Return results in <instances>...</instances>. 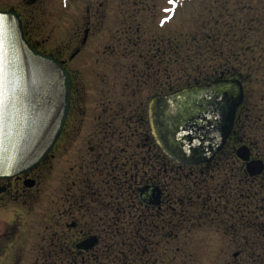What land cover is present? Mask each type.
Returning a JSON list of instances; mask_svg holds the SVG:
<instances>
[{
    "label": "rangeland",
    "instance_id": "374dc122",
    "mask_svg": "<svg viewBox=\"0 0 264 264\" xmlns=\"http://www.w3.org/2000/svg\"><path fill=\"white\" fill-rule=\"evenodd\" d=\"M96 1L104 4L103 29L92 41V51L79 56V62L74 64V69L79 71L80 96L86 106V118L99 111V105L107 103L113 108L115 127H125L121 118L124 112L127 119L134 118L128 126L133 129L137 127L139 111L155 94L191 82L213 79L223 73L237 74L245 82L247 102L253 106L252 112L262 118L258 139L264 157V0H176L175 4L170 0H39L31 21L35 37L41 40L50 38L56 47L69 37L67 33L73 22L86 16L84 5ZM162 20L167 23L161 25ZM65 21L71 28L64 29L66 24L61 26ZM233 149L218 156L210 168L183 167L177 171L176 164L168 165L172 162L164 165L161 185L166 190V203L164 215L159 218L160 223H164L160 224L161 231L170 230L172 206L176 207L174 223L178 233L175 238L148 234L154 242V251L148 255L150 264H258V258L264 256V236L261 237L264 234V214L253 213L264 206V192L261 193L264 177L241 183L237 173L239 163ZM57 177L56 173L55 187ZM192 186L202 195L207 192L213 193V197L221 193L226 196L223 199L225 207H220L222 202H215V207L224 210L223 214L217 208V215L212 213L209 217H201V205L197 199L193 200L194 203L186 201L178 205L175 200L187 195ZM238 186H241L243 196L238 194ZM54 191L51 192L53 199ZM58 197L56 194L55 199ZM49 198L50 195L41 191L39 202L33 206L35 213L46 209L44 203ZM115 199V208L123 207L120 199ZM54 207L59 208L58 202ZM125 207L128 209L124 215L114 216L111 241L114 242L115 264H122L117 257L119 251L128 253L131 247L132 253L138 255L136 243L144 224L139 206L129 201ZM238 207L242 208L239 210L242 215L236 212ZM182 212L186 213L184 220H180ZM146 213L149 229L153 230L158 221L153 211ZM102 214L100 211L99 218ZM59 219L60 223L53 224L49 234L54 231L63 234L62 224L70 219L78 220L86 232L97 231L93 224L87 223L90 216L85 211L74 218ZM242 219L248 224L244 226ZM234 220L238 222L233 227ZM237 235L247 242L241 240L243 245L238 246L234 240ZM104 236L101 245L86 259L78 258L77 263L61 262L65 255L62 247L58 248L61 250L59 255L47 260L46 249L35 236L25 259L22 261L21 257L19 264H41L40 260H44V264H108L111 257H108L106 244L110 239L107 240L106 234ZM134 257L139 264L138 256Z\"/></svg>",
    "mask_w": 264,
    "mask_h": 264
},
{
    "label": "flooded vegetation",
    "instance_id": "af4514ba",
    "mask_svg": "<svg viewBox=\"0 0 264 264\" xmlns=\"http://www.w3.org/2000/svg\"><path fill=\"white\" fill-rule=\"evenodd\" d=\"M38 2L39 0H0V10L15 11L22 21L25 38L32 48L54 55L69 71L72 80L70 105L61 134L45 161L32 170L12 178L0 179V264H19L21 260L23 261L29 251L30 242L35 236L39 244L45 247L47 260L50 256L59 255L60 247H62V253H65L61 262L77 263L78 258L86 259L105 240L104 234L107 240L110 239L106 244L109 251L114 246V242L111 241L114 237V216L124 215L128 209L125 205L129 204V201H132L134 206H139L141 210V221L144 224L140 233L143 243L153 246V239L148 234L154 236L161 234L163 238L168 236L175 238L178 233L174 223L176 207L170 208V230L161 231L163 224L159 221V218L164 215L166 203V190L161 185V176L164 165L172 161L164 158L161 149L154 141L148 123V105L139 111V118L136 119L137 127L133 129L128 126L134 118L127 119L124 112L121 113V118L124 119L125 127L116 128L113 108L107 103L99 105L97 107L99 111L90 113L91 118H86V106L83 105V97L80 96L79 71L74 69V64L79 62V56L82 57L83 54L92 51L90 45L97 37L98 31L103 29L104 4L101 1L85 4L86 16L78 17L76 22H73L71 31L67 33L69 37L54 47L50 38L41 40L35 37L31 21ZM68 24L65 21L61 26L65 25L64 29L71 28ZM241 80L244 85V101L237 109L233 133L218 156L234 148L233 152L239 163L237 173L240 182L243 183L248 180L257 181L264 177V157L261 154L258 139V133L261 130L259 122L262 118H258L255 112H252L253 106L251 107L247 102L245 82L243 78ZM215 160L197 167L210 168ZM173 163L168 165L172 166ZM177 167V171H180L185 166L177 165ZM56 173L58 174L57 187L53 185ZM148 185L157 186L162 190L163 196L159 206H148L138 200V190ZM239 188L241 189V186L236 188L237 192L243 196V191ZM53 189H55L54 199L51 197ZM198 190L192 186L187 195L183 194L175 202L182 205L186 201L191 203L197 199L201 205L199 208L201 217H209L208 215L212 213L217 215L219 210L223 214L224 210L220 207L226 206V202L223 201L226 196H222L221 193L220 197H213V193L207 192L202 195ZM41 191L50 195V198L44 203L46 209L41 213H35L33 206L36 201L39 202L38 195ZM261 191V193L264 192V186L261 187ZM56 194L59 196L57 199H55ZM195 194L197 197H194ZM115 198L120 199L119 202H122L123 207L115 208ZM257 198L258 196L255 197L256 200ZM57 202L59 208L54 207ZM215 202L222 203L220 207H215ZM240 209L242 208L238 207L236 212L242 215ZM259 209L253 210L254 215L258 212L264 214V206ZM83 211L90 216L87 223L93 224L97 231L86 232L81 228L78 220L70 219L62 224L63 234H57L55 231L49 234L50 228L54 227L53 224L60 223V217L61 219L62 217L74 218ZM100 211L104 214L99 218ZM147 211H153V216L158 221L153 230L149 229L151 226L148 223ZM183 215L186 213L182 212ZM237 222L238 220H234L233 227L237 226ZM262 227L264 230V224ZM91 236L98 238V243L92 250L83 252L74 249L73 245L76 242ZM262 236L264 234H261ZM235 238H237L234 240L238 246L243 245L241 240H245L239 239V235ZM258 259L264 261V257ZM40 262L45 263L44 260Z\"/></svg>",
    "mask_w": 264,
    "mask_h": 264
},
{
    "label": "water",
    "instance_id": "95a60500",
    "mask_svg": "<svg viewBox=\"0 0 264 264\" xmlns=\"http://www.w3.org/2000/svg\"><path fill=\"white\" fill-rule=\"evenodd\" d=\"M11 34L4 41L5 103L16 97L15 108H6L0 131V179L32 170L45 161L65 125L71 97L69 71L52 54L40 52L25 38L15 11L0 10ZM245 97L240 79L221 77L171 93L153 96L148 103L151 134L163 154L180 166L211 163L233 133L237 109ZM163 192L148 185L137 198L159 206ZM96 236L76 242V250L89 252Z\"/></svg>",
    "mask_w": 264,
    "mask_h": 264
},
{
    "label": "trees",
    "instance_id": "16d2710c",
    "mask_svg": "<svg viewBox=\"0 0 264 264\" xmlns=\"http://www.w3.org/2000/svg\"><path fill=\"white\" fill-rule=\"evenodd\" d=\"M221 76H224V77H227V78L238 77L237 74L236 75H228V74H225V73H223ZM221 76H218L216 78H220ZM216 78H213V79H205L204 81H201V82L200 81L191 82V83H188L186 85H183L182 87L169 88L168 90H163V91H161L159 93H169V92L175 91L177 89H180V88H183V87H186V86L196 85V84H204V83L210 82V81H212V80H214ZM164 158H165V156H164ZM185 218H186V215H183V216L181 215L180 220H184ZM162 224L164 225V223H162ZM242 224L245 226L248 223H245L243 221V219H242ZM139 233H140V230H139ZM136 245L138 246V249H139L138 250V255L135 254L134 252L132 253L131 247H130L128 253L126 252V250L119 251V255L120 256L117 255V257L120 259V262L122 264H137V262H136L137 258L135 259L134 256H136V257L138 256V262H139V264H150L149 261H148V259H149L148 255L150 253H153L154 250L152 248H154V247L153 246H150L149 244L143 243L141 241V237L137 240ZM113 249H114V247H111L110 250H109L108 257H111L110 258L111 260H110V263H108V264H115L114 260H116V258H114V255L115 254H114ZM107 252H108V249H107ZM144 257H146V258H144ZM260 257H264V256H260ZM261 261L262 260L259 259L258 264H263Z\"/></svg>",
    "mask_w": 264,
    "mask_h": 264
},
{
    "label": "snow or ice",
    "instance_id": "6c2138e0",
    "mask_svg": "<svg viewBox=\"0 0 264 264\" xmlns=\"http://www.w3.org/2000/svg\"><path fill=\"white\" fill-rule=\"evenodd\" d=\"M170 3L175 4L176 0H170ZM179 5H177L178 7ZM165 11H170L169 9H165ZM171 17H169L170 19ZM167 23V20H162L161 25ZM11 26L5 25L3 22V18L0 17V131H3V123L5 117V109L6 108H15L17 98L12 96L8 97V103H5V72L6 65L4 61V41L6 36L11 34Z\"/></svg>",
    "mask_w": 264,
    "mask_h": 264
}]
</instances>
